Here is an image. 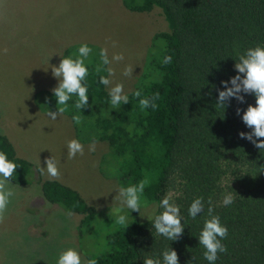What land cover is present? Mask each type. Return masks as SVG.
Listing matches in <instances>:
<instances>
[{
    "label": "trees",
    "instance_id": "1",
    "mask_svg": "<svg viewBox=\"0 0 264 264\" xmlns=\"http://www.w3.org/2000/svg\"><path fill=\"white\" fill-rule=\"evenodd\" d=\"M121 2L139 12L158 7L167 31L152 36L155 53L148 55L133 89L126 93L129 103L118 109L112 108L109 93L99 83V76L106 75L100 48L89 44L92 52L85 60L88 106L78 111L74 107L77 97H72L64 114L81 143L93 139L107 143L109 152L102 155L97 169L105 172L104 164H109V174L120 188L146 180L142 199L154 202L155 208L141 221L131 211L127 228L111 230L104 249L88 259H96L97 264H143L146 258L162 262L163 252L174 249L179 264H209L199 235L209 218L207 201L211 198L213 214L228 228V236L222 240L227 252L218 253L215 264H264V149L239 135L252 131L242 115L250 104L256 105V97L241 93L243 103L231 98L224 109L216 108L219 91L224 90L222 81H229L231 87L230 79L238 74L235 64L239 56L249 48L264 46V0ZM74 49L73 56H77L79 47ZM165 56L172 57L170 64L162 63ZM97 66L102 69L99 73ZM137 90L140 98L158 93L157 108L141 110L140 98L133 95ZM39 92L37 99L44 101H39L38 108L57 111L60 106L53 90ZM77 114L81 124L72 120ZM0 152L18 165L11 183H38L49 204L82 215L78 227L91 220L93 207L75 190L54 180H41L38 168L16 156L1 134ZM170 192L185 226L175 241L158 235L153 225L155 216L164 210L162 199ZM228 192L235 202L222 206ZM198 197H203L205 208L193 219L188 209Z\"/></svg>",
    "mask_w": 264,
    "mask_h": 264
},
{
    "label": "rangeland",
    "instance_id": "2",
    "mask_svg": "<svg viewBox=\"0 0 264 264\" xmlns=\"http://www.w3.org/2000/svg\"><path fill=\"white\" fill-rule=\"evenodd\" d=\"M163 31L167 24L156 6L139 12L128 9L121 0H0V134L5 136L8 128L15 154L41 163L40 167H46V158L56 159L61 173L56 180L75 190L94 209L91 220L78 227L82 215H69L49 204L39 194L38 183L22 186L10 182L16 195L0 223V264H57L60 253L68 248L76 249L86 262L104 249L106 235L119 226L114 210L121 207L120 187L109 174V164H104L107 171L98 170L108 145L96 140V150L90 152L92 141L82 143L84 155L68 159L67 144L76 139L72 121L65 114L51 120L38 108L43 98L38 100L37 94L44 86L51 89L48 91L58 86L52 68L59 66L57 60L62 57L75 58L72 48L84 43L100 50L107 47L110 58L114 53L124 55V60L111 65L115 76L104 88L109 93L110 87L122 83L128 93L148 55L155 53L152 36ZM5 48L7 54L2 52ZM128 66L133 67L131 76L123 75ZM39 173L45 180L46 170ZM154 208V202H147L140 213L135 211L136 218L147 219ZM123 212L129 220L131 210L124 207Z\"/></svg>",
    "mask_w": 264,
    "mask_h": 264
},
{
    "label": "clouds",
    "instance_id": "3",
    "mask_svg": "<svg viewBox=\"0 0 264 264\" xmlns=\"http://www.w3.org/2000/svg\"><path fill=\"white\" fill-rule=\"evenodd\" d=\"M112 47H116V42L112 41ZM3 54H7L8 49L2 50ZM92 49L87 43L82 44L78 49L76 58L66 57L62 58L59 66L52 68V74L59 80L58 86L53 89V94L57 98L58 110L48 111L46 115L51 120H56L57 116H62L68 110V101L72 97H77L74 107L78 111L88 106V85L86 83L89 75V67L85 64V60L89 57ZM100 58L103 70L107 75L99 76V83L104 86L112 84L111 77L115 76V69L111 66L113 62H120L124 60L122 53H114L111 58L108 54V48L104 47L100 50ZM172 62L171 56H165L162 61L167 65ZM237 75L230 79L231 87L228 86L229 81H222L224 90L219 91L216 108L224 109L226 103L235 98L238 102H244V94H254L256 97V105L251 104L243 112L242 120L247 127L252 129L251 132L239 133L240 137L247 139L254 144L255 147L264 149V46H256L249 48L246 52L239 56L238 62L235 64ZM102 69L97 66L96 72H101ZM133 74V67L128 66L124 69L123 75L131 76ZM243 74V75H241ZM137 98L141 97V91L137 90L133 93ZM110 100L108 101L113 109H118L122 104L129 103V96L124 92L122 83H117L110 87ZM159 99V94L156 93L151 97H144L139 99V106L141 110L151 107L153 110L157 108L156 101ZM240 109L237 108V114H240ZM74 124H81L82 117L77 114L72 117ZM97 141L92 140L89 145V151L96 150ZM68 159H74L77 154L84 155V145L77 139H72L67 144ZM46 167H38V170L45 173L50 178H59L61 173L58 167V161L51 158H46ZM18 165L10 161L4 152H0V223L5 220V213L8 205L16 194L10 187V182L13 174L16 172ZM146 180H142L138 185L128 187H121L118 190L121 207L114 210L116 216V224L127 228L128 216L123 212V208L127 207L131 211L140 213L141 207L146 205V201L142 200ZM235 202V196L232 192L224 195L221 201L222 206H229ZM207 215L203 229L199 235V242L205 249L203 256L209 264H215L218 259V253H226L227 248L222 243L223 239L228 236V228L221 223L220 217L214 215V205L211 198L207 201ZM161 207L164 209L160 215L154 218V228L158 235L166 237L170 241L178 240L184 231V224L180 214V207L173 198V193L166 195L161 201ZM205 202L203 197H198L191 203L188 214L195 219L204 211ZM71 215V212L68 213ZM163 261L159 258H146L143 264H179L178 254L174 249L166 250L162 254ZM57 264H97L96 259H88L83 262L80 253L73 248H68L62 251L57 260Z\"/></svg>",
    "mask_w": 264,
    "mask_h": 264
},
{
    "label": "crops",
    "instance_id": "4",
    "mask_svg": "<svg viewBox=\"0 0 264 264\" xmlns=\"http://www.w3.org/2000/svg\"><path fill=\"white\" fill-rule=\"evenodd\" d=\"M57 62H58V64L60 63L58 60H57ZM43 90H51L50 88H48V89H46V87L44 86V88H43ZM39 91H42V90H39ZM36 112H38V113H40V111L38 110V108L36 109ZM44 113H47L46 111H43ZM65 117V116H64ZM9 119L7 118L6 119V125L8 126V124H9V121H8ZM72 125V124H71ZM5 137L8 139L9 138V131H8V128L7 129H5ZM11 137V136H10ZM9 140V139H8ZM16 156H18V157H20V158H22V159H25V160H27L28 162H30V163H32V164H35L34 162H32L30 159H28V158H26V157H23L22 155H16ZM36 165V167L38 168L39 167V165L40 166H42L41 165V163H39V164H35ZM42 177H43V179H45V180H54V181H57L56 179L57 178H50L48 175H42ZM58 182V181H57ZM58 183H60V182H58ZM32 184H35V183H32ZM32 184H24V185H32ZM60 184H62V185H65V186H67V187H69L68 185H66L65 183H60ZM23 186V185H22ZM40 188V187H39ZM70 188V187H69ZM39 194H41V192H39ZM42 197V196H41Z\"/></svg>",
    "mask_w": 264,
    "mask_h": 264
}]
</instances>
